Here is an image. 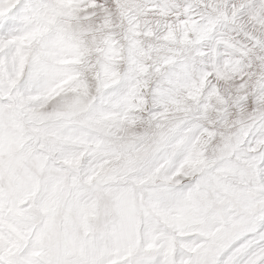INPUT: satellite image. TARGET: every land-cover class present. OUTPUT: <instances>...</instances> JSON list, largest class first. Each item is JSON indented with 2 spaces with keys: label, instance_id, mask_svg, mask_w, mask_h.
<instances>
[{
  "label": "snow or ice",
  "instance_id": "obj_1",
  "mask_svg": "<svg viewBox=\"0 0 264 264\" xmlns=\"http://www.w3.org/2000/svg\"><path fill=\"white\" fill-rule=\"evenodd\" d=\"M0 264H264V0H0Z\"/></svg>",
  "mask_w": 264,
  "mask_h": 264
}]
</instances>
